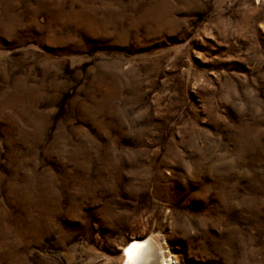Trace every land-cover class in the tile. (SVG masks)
<instances>
[{"label": "rangeland", "instance_id": "374dc122", "mask_svg": "<svg viewBox=\"0 0 264 264\" xmlns=\"http://www.w3.org/2000/svg\"><path fill=\"white\" fill-rule=\"evenodd\" d=\"M264 264V0H0V264Z\"/></svg>", "mask_w": 264, "mask_h": 264}, {"label": "bare ground", "instance_id": "6f19581e", "mask_svg": "<svg viewBox=\"0 0 264 264\" xmlns=\"http://www.w3.org/2000/svg\"><path fill=\"white\" fill-rule=\"evenodd\" d=\"M157 240L151 236L133 238L123 246L120 264H180Z\"/></svg>", "mask_w": 264, "mask_h": 264}]
</instances>
